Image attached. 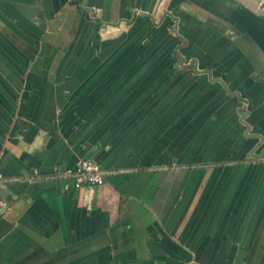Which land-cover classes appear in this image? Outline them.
Here are the masks:
<instances>
[{
  "label": "crops",
  "instance_id": "obj_1",
  "mask_svg": "<svg viewBox=\"0 0 264 264\" xmlns=\"http://www.w3.org/2000/svg\"><path fill=\"white\" fill-rule=\"evenodd\" d=\"M0 173V264H264V0H0Z\"/></svg>",
  "mask_w": 264,
  "mask_h": 264
},
{
  "label": "built area",
  "instance_id": "obj_2",
  "mask_svg": "<svg viewBox=\"0 0 264 264\" xmlns=\"http://www.w3.org/2000/svg\"><path fill=\"white\" fill-rule=\"evenodd\" d=\"M54 173L59 174L58 169L54 168ZM65 174V173H64ZM60 175V174H59ZM66 175V174H65ZM73 180V188L81 189L83 187L101 186L104 183V175L99 166L89 160L79 161L76 164V170L72 175H69ZM2 175L0 173V179ZM70 186L63 185V190L68 191ZM9 208V204L0 199V216Z\"/></svg>",
  "mask_w": 264,
  "mask_h": 264
}]
</instances>
